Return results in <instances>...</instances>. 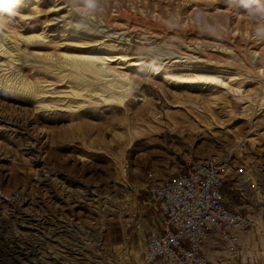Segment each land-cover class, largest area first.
Wrapping results in <instances>:
<instances>
[{
  "label": "rangeland",
  "instance_id": "obj_1",
  "mask_svg": "<svg viewBox=\"0 0 264 264\" xmlns=\"http://www.w3.org/2000/svg\"><path fill=\"white\" fill-rule=\"evenodd\" d=\"M35 1L22 0L13 15L0 12V27L24 34L52 28L51 40L58 41L67 29L69 39L76 24L96 36L89 48L105 41L137 59L239 73L249 100L209 88L187 94L160 78L140 82L134 68L150 100L145 107L133 101L127 118L105 104L46 111L31 98L0 91V264H142L148 239L163 225L148 201L147 177L166 178L189 153L225 155L234 178L243 184L246 175L255 178L252 206L236 197L231 182L224 186L227 199L261 227L250 229L248 249L236 264H263L264 35L258 33L264 12L256 11V0H57L50 11L51 0H40L43 6L31 11ZM243 162L250 165L245 175L238 173ZM91 187L104 188L103 198L85 199Z\"/></svg>",
  "mask_w": 264,
  "mask_h": 264
},
{
  "label": "bare ground",
  "instance_id": "obj_2",
  "mask_svg": "<svg viewBox=\"0 0 264 264\" xmlns=\"http://www.w3.org/2000/svg\"><path fill=\"white\" fill-rule=\"evenodd\" d=\"M56 2L57 0H51L47 3L46 7L49 11L59 5ZM35 3L37 7H33L30 9L31 11L43 6L40 0H36ZM50 21L52 22V19ZM48 25L50 26L49 22ZM73 28L69 39L64 38L65 35H63L64 32L68 31L67 29L60 30V40L52 41L54 38L51 40V35H55L52 28L47 30L44 28L41 32L24 34L0 27V91L13 92L19 96H24V98H31L33 102L37 103V109L46 111L54 110L55 107H65L74 111L86 104H105L113 110L122 111L125 118L129 115V106L133 101H144V103L142 102L144 106L148 105L150 100V95L140 90L139 85L141 83H137L131 68L138 72L139 78H137L140 82L144 80L158 81L160 78L165 84L181 88L187 94H191L190 91L196 88H209L221 92V96L229 93L242 94L239 73L217 66L211 67L206 64L201 65L181 60L158 62L156 60L137 59L131 57L130 53H126L123 47L119 48L118 44L105 41L99 42L96 47L89 48L85 44L87 45L89 40L91 42L98 41L96 36L78 31L76 24H73ZM32 44L37 45L32 49L30 47ZM32 69L38 73L40 71L43 74L51 75L55 80L47 77L40 78L39 75L32 73ZM56 81L65 82V89L59 90L55 85ZM161 90L164 95L167 94L166 89L161 87ZM242 95L249 100L247 95ZM261 99L260 105H264V96ZM206 101L209 100L206 99ZM180 102H186V99H182ZM150 111L153 112V110ZM12 126L14 128L21 127L18 123H14ZM114 136V139L118 137L117 133ZM32 147L35 149V146ZM115 182L122 183L119 180ZM103 189L92 188L83 194L84 198L93 200L97 196L103 198V191L105 192ZM114 195L112 197H115L116 200L117 196Z\"/></svg>",
  "mask_w": 264,
  "mask_h": 264
},
{
  "label": "built area",
  "instance_id": "obj_3",
  "mask_svg": "<svg viewBox=\"0 0 264 264\" xmlns=\"http://www.w3.org/2000/svg\"><path fill=\"white\" fill-rule=\"evenodd\" d=\"M245 163L239 174L250 166ZM155 176L150 172L147 177V197L160 211L163 225L148 239L142 264H236L248 249L250 229L261 230L260 223L244 211V206H252L250 195L258 188L255 178L246 175L245 184L234 178L225 155L194 157L192 153L176 162L166 178ZM226 182L233 184L230 190L244 206L227 199ZM208 242L227 256L211 262L203 251Z\"/></svg>",
  "mask_w": 264,
  "mask_h": 264
},
{
  "label": "clouds",
  "instance_id": "obj_4",
  "mask_svg": "<svg viewBox=\"0 0 264 264\" xmlns=\"http://www.w3.org/2000/svg\"><path fill=\"white\" fill-rule=\"evenodd\" d=\"M22 3V0H0V12L13 15L15 14V9ZM257 8L256 11L264 12V6L260 5L259 0H256ZM248 5L246 4L245 7ZM258 34L264 35V32Z\"/></svg>",
  "mask_w": 264,
  "mask_h": 264
},
{
  "label": "crops",
  "instance_id": "obj_5",
  "mask_svg": "<svg viewBox=\"0 0 264 264\" xmlns=\"http://www.w3.org/2000/svg\"><path fill=\"white\" fill-rule=\"evenodd\" d=\"M250 238V235L247 236V240ZM250 240V239H249ZM248 240V241H249ZM203 251L205 253V255L207 256V258L211 261V262H217L218 260L224 258L225 256L223 255V251L222 248H220L219 250H215L211 247V243H206L203 246ZM220 251V252H219ZM219 252V253H218ZM225 252V251H224ZM264 264V263H263Z\"/></svg>",
  "mask_w": 264,
  "mask_h": 264
}]
</instances>
